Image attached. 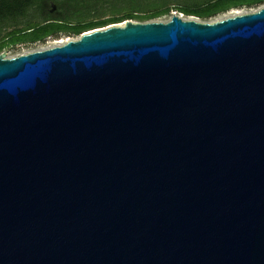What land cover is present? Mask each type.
<instances>
[{
  "label": "water",
  "instance_id": "water-1",
  "mask_svg": "<svg viewBox=\"0 0 264 264\" xmlns=\"http://www.w3.org/2000/svg\"><path fill=\"white\" fill-rule=\"evenodd\" d=\"M5 53L0 264H264V7Z\"/></svg>",
  "mask_w": 264,
  "mask_h": 264
},
{
  "label": "trees",
  "instance_id": "trees-1",
  "mask_svg": "<svg viewBox=\"0 0 264 264\" xmlns=\"http://www.w3.org/2000/svg\"><path fill=\"white\" fill-rule=\"evenodd\" d=\"M261 6L264 0H0V55L61 34L80 37L127 21L153 22L175 9L208 22L231 10Z\"/></svg>",
  "mask_w": 264,
  "mask_h": 264
},
{
  "label": "rangeland",
  "instance_id": "rangeland-1",
  "mask_svg": "<svg viewBox=\"0 0 264 264\" xmlns=\"http://www.w3.org/2000/svg\"><path fill=\"white\" fill-rule=\"evenodd\" d=\"M261 7H264V6H261ZM261 7L242 8V9L231 10V11H229L223 15H220V16H218V17H216V18H214L208 22L219 21V20L227 19V18L234 17L237 15L250 13L252 11L258 10ZM173 15H179L183 19H196V20L202 21L196 17H191V16L188 17L185 14L180 13L179 11H176V9H175V11H172L171 15L161 17V18L155 20V22H168L172 18ZM123 24L124 23L116 24V25H123ZM111 26H115V25H111ZM111 26H108V27H111ZM78 38H79V36L61 34V35L56 36V37H51L42 43H37V44H33V45H18V46H14V47H9L3 53L6 52L5 54L7 55V58L11 59V58H15V57L20 56V55H26V54L33 53V52L54 48V47L59 46L60 44L63 45L67 41L76 40ZM6 41H7V39H6Z\"/></svg>",
  "mask_w": 264,
  "mask_h": 264
},
{
  "label": "bare ground",
  "instance_id": "bare-ground-1",
  "mask_svg": "<svg viewBox=\"0 0 264 264\" xmlns=\"http://www.w3.org/2000/svg\"><path fill=\"white\" fill-rule=\"evenodd\" d=\"M64 44H65V43H64ZM59 46H61V44H60Z\"/></svg>",
  "mask_w": 264,
  "mask_h": 264
}]
</instances>
